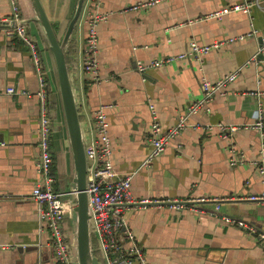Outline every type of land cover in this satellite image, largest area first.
<instances>
[{
  "label": "crops",
  "instance_id": "1",
  "mask_svg": "<svg viewBox=\"0 0 264 264\" xmlns=\"http://www.w3.org/2000/svg\"><path fill=\"white\" fill-rule=\"evenodd\" d=\"M137 1L102 0L100 4L101 10L110 12L97 27L100 82L86 85L87 76L81 67L87 30L85 0L65 47L85 142L91 137L88 122L94 110L101 104L110 105L106 113L113 167L121 175L136 170L130 183L133 198L161 202L124 212L127 225L152 264H264V240L221 218L228 215L260 228L264 225V204L246 199L262 189L258 172L246 163L229 165L231 141L244 158L257 156L260 139L255 130L240 129L230 138H222L216 130L187 126L159 157L146 167L140 166L151 149L148 103L154 104L162 128H168L186 113L193 99L201 96V77L214 81L261 52L257 38L264 36V0L220 18L192 23L188 20L255 0H160L145 10L124 11ZM41 2L58 36H62L76 0ZM17 3L26 13L23 18L28 32L49 72L46 89L47 104L53 108L50 151L54 189L65 194L63 199L70 206L75 201L69 185L74 163L52 74L53 57L29 0ZM11 5V0H0V18L10 13ZM252 29L255 33L244 40H227ZM191 39L220 45L200 60L177 61L144 73L137 70L136 60L149 62L177 54ZM8 86L27 90L30 95L1 93ZM38 89L28 48L20 40L7 37L0 26V244L5 245L0 248V264H57L48 243L50 234L41 225L30 195L39 153ZM250 92L260 93L264 115V58L258 56L213 95L208 103L210 112L199 110L189 116V122H252L256 98ZM167 200H182L187 206L174 209L164 203ZM63 228L75 253V227L69 215Z\"/></svg>",
  "mask_w": 264,
  "mask_h": 264
},
{
  "label": "built area",
  "instance_id": "2",
  "mask_svg": "<svg viewBox=\"0 0 264 264\" xmlns=\"http://www.w3.org/2000/svg\"><path fill=\"white\" fill-rule=\"evenodd\" d=\"M160 0H139L129 6L126 10H145L154 6ZM102 0H85L87 30L84 38V49L81 61V67L87 76L86 85L100 82L98 53V24L106 20L110 14L109 11L100 9ZM254 2H242L232 6L223 7L214 10L205 16L188 20V23L201 21L212 17L220 18L223 14L235 10L247 9ZM11 11L8 15L0 18V26L3 27L4 34L9 38H16L26 45L30 56L34 62L38 75L39 89L37 95L40 100L39 117V153L35 162V182L32 186L30 195L36 202V211L38 219L49 234V245L53 250L57 264H74L73 253L70 249V243L64 231L63 224L65 214L68 211L67 201L63 199V193L54 189L55 175L52 171L51 151H50V130L51 116L48 113L47 104V77L44 72L37 44L28 32L24 18L21 16L17 0H11ZM255 30L229 37L228 41L244 40L252 36ZM219 42L211 44H199L191 39L186 49L177 54H169L162 58H154L149 62L136 60V68L144 73L150 68H157L167 64H173L177 61L189 59L200 60L201 56L213 48L219 47ZM261 50V48L259 47ZM256 52L249 60L257 61ZM248 60V61H249ZM247 61V62H248ZM246 62V63H247ZM246 63L242 64L243 66ZM243 66H238L220 78L211 81L204 76L201 77L200 89L201 96L195 98L187 107L185 114L170 127L163 129L158 121L155 106L152 102L148 103L151 116L149 126V140L151 149L146 158L141 162V167L148 166L153 160L159 157L167 144L177 136L187 126L193 128L199 127L207 131L216 130L222 138L230 136L240 130H255L260 139V145L257 156L253 159H246L241 152H237L236 145L231 141L229 150L231 157L230 166L249 164L258 172L262 189L257 193H251L246 196L247 200L261 202L264 204V115L259 92H250L255 95L256 107L255 118L252 122L243 123H190L189 116L198 113L199 110L210 112L208 103L213 95L225 86L235 80ZM200 69V67H199ZM1 93L7 95H25L29 96L27 90H19L13 86L4 88ZM108 104H101L92 113V119L88 122L91 137L86 141L85 154L88 160L86 193L88 199V208L91 218V231L96 240L101 260L104 264H152L137 237L127 225L124 212L128 208L145 206L147 204H160L157 200L135 199L130 191V183L136 170L119 174L112 165L111 145L112 141L108 132V118L106 109ZM89 133V134H90ZM1 194V192H0ZM202 200V199H198ZM190 200H188L189 203ZM195 201V199L193 200ZM174 209H182L187 206V202L182 200H167L164 202ZM218 209V205H217ZM224 223L235 225L243 229L246 233L254 234L259 240H264V229L250 224L242 219L234 218L228 215H221ZM5 245L0 244V248Z\"/></svg>",
  "mask_w": 264,
  "mask_h": 264
},
{
  "label": "water",
  "instance_id": "3",
  "mask_svg": "<svg viewBox=\"0 0 264 264\" xmlns=\"http://www.w3.org/2000/svg\"><path fill=\"white\" fill-rule=\"evenodd\" d=\"M29 2L34 13V18L42 28L48 51L53 57L54 67L52 74L59 92L63 118L72 151L74 168L69 185L71 189H73L72 192L75 195V201L73 205L71 204L69 206L65 216H70L75 227V239L73 241V245H75V253H73L74 264H103L99 257L94 254L96 249L93 247L91 241V238H94V236L91 231V218L86 193L88 167V160L85 154L86 142L80 124V113L65 54V47L80 18L84 0H76L74 12L67 23L64 33L60 37L52 26L41 0H29ZM23 22L28 29L27 20L25 18ZM257 42L262 50L257 56L262 59L264 58V36H259ZM41 63L48 79L49 72L45 70L42 61ZM64 195L65 194H63V197ZM262 228L264 229V225Z\"/></svg>",
  "mask_w": 264,
  "mask_h": 264
},
{
  "label": "trees",
  "instance_id": "4",
  "mask_svg": "<svg viewBox=\"0 0 264 264\" xmlns=\"http://www.w3.org/2000/svg\"><path fill=\"white\" fill-rule=\"evenodd\" d=\"M18 6H19V3H18ZM19 10H20V13H21V16L24 17V15L26 14L22 8L19 6ZM66 62H67V58H66ZM48 113L49 115L51 116L53 114V108H52V105L48 104ZM95 245V244H94ZM94 254L97 255L99 257V259L101 260V257H100V254L98 251H94ZM102 261V260H101ZM103 263V262H102ZM104 264V263H103Z\"/></svg>",
  "mask_w": 264,
  "mask_h": 264
},
{
  "label": "rangeland",
  "instance_id": "5",
  "mask_svg": "<svg viewBox=\"0 0 264 264\" xmlns=\"http://www.w3.org/2000/svg\"><path fill=\"white\" fill-rule=\"evenodd\" d=\"M91 241H92V245H93V247H95V246H94V240H93V237L91 238Z\"/></svg>",
  "mask_w": 264,
  "mask_h": 264
}]
</instances>
